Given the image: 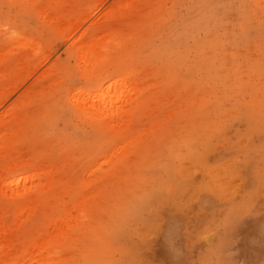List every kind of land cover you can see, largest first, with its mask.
<instances>
[{"label": "rangeland", "instance_id": "rangeland-1", "mask_svg": "<svg viewBox=\"0 0 264 264\" xmlns=\"http://www.w3.org/2000/svg\"><path fill=\"white\" fill-rule=\"evenodd\" d=\"M41 261L264 264V0H0V264Z\"/></svg>", "mask_w": 264, "mask_h": 264}, {"label": "bare ground", "instance_id": "bare-ground-1", "mask_svg": "<svg viewBox=\"0 0 264 264\" xmlns=\"http://www.w3.org/2000/svg\"><path fill=\"white\" fill-rule=\"evenodd\" d=\"M74 24V23H73ZM91 42V41H90ZM96 42V41H95ZM88 43V42H87ZM85 49H88V48H85ZM102 49V48H101ZM87 51V50H86ZM82 53V52H81ZM88 53V52H87ZM84 54L82 53L81 56H83ZM95 55V54H94ZM97 55V54H96ZM95 55V56H96ZM86 56L84 55V58ZM96 60V59H95ZM93 60V61H95ZM86 62V61H85ZM92 64V63H91ZM100 69V68H99ZM94 70V69H93ZM113 74V73H112ZM111 75V74H110ZM109 75V76H110ZM98 77V76H97ZM115 77V75H114ZM99 78V77H98ZM106 81V80H105ZM96 83H98L96 81ZM120 83V81H119ZM114 85L115 84H112V85H107L105 86V88L99 92H95V93H92V98H94V104H91V106H95V109H96V116L98 115L99 117H110V118H115L119 115L122 114V112L125 110L124 108V105L125 103H121V101L124 99L123 97V94L119 93V94H116L117 96L115 95H112L110 94V91L114 88ZM91 90V89H90ZM86 91V90H84ZM79 93V92H78ZM87 93L85 92V94L83 95H86ZM88 95V94H87ZM86 97V96H85ZM80 98V93L79 94H76V95H73V99L74 101H77L79 100ZM87 99V98H86ZM82 100V99H81ZM91 100V99H89ZM81 102V101H80ZM87 102V101H86ZM93 103V101H91ZM125 102V101H124ZM83 103V102H81ZM88 103V102H87ZM84 104V103H83ZM83 104H82V107H83ZM85 106V105H84ZM126 106V105H125ZM88 107V106H86ZM84 108V107H83ZM91 109L93 110V108L91 107ZM88 111V110H87ZM94 112V111H93ZM92 112V113H93ZM94 113V114H95ZM19 190V189H18ZM17 190V191H18ZM16 191V190H15ZM17 193V192H16ZM13 194V193H12ZM15 194V193H14ZM11 195V194H10ZM25 255V254H24ZM34 256V255H33ZM29 258V257H28ZM30 259V258H29ZM50 259V258H49ZM23 260V259H22ZM51 260V259H50ZM15 261H18V260H15ZM42 262V261H41ZM47 262V261H45ZM16 263V262H15ZM14 264V263H13ZM19 264V263H18ZM20 264H24L23 262L20 263ZM31 264V262H30ZM38 264V263H37ZM42 264H45L44 262H42Z\"/></svg>", "mask_w": 264, "mask_h": 264}]
</instances>
